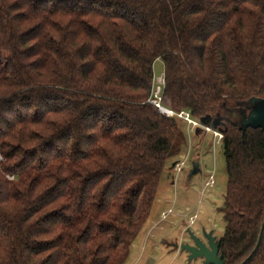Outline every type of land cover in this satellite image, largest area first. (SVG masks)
Returning a JSON list of instances; mask_svg holds the SVG:
<instances>
[{
	"label": "trees",
	"instance_id": "obj_1",
	"mask_svg": "<svg viewBox=\"0 0 264 264\" xmlns=\"http://www.w3.org/2000/svg\"><path fill=\"white\" fill-rule=\"evenodd\" d=\"M156 60L161 107L218 120L223 263L262 228L264 264V0H0V264L126 263L186 145Z\"/></svg>",
	"mask_w": 264,
	"mask_h": 264
},
{
	"label": "rangeland",
	"instance_id": "obj_2",
	"mask_svg": "<svg viewBox=\"0 0 264 264\" xmlns=\"http://www.w3.org/2000/svg\"><path fill=\"white\" fill-rule=\"evenodd\" d=\"M153 73L155 95L164 84L160 60L154 62ZM195 130L190 140L186 137V145L178 158L181 161L186 157L181 173L176 176L171 161L166 163L150 215L135 237L125 264H202L198 259L188 262L185 253L173 251L174 244L188 241L189 233L201 237L204 232L213 231L216 239L222 235L224 223L220 208L226 189V171L221 141L211 131L203 130L197 136ZM194 162L198 163L199 171L189 178ZM168 210L167 218L158 223L162 213Z\"/></svg>",
	"mask_w": 264,
	"mask_h": 264
},
{
	"label": "water",
	"instance_id": "obj_3",
	"mask_svg": "<svg viewBox=\"0 0 264 264\" xmlns=\"http://www.w3.org/2000/svg\"><path fill=\"white\" fill-rule=\"evenodd\" d=\"M249 112L247 114L242 113V118L240 121V128L244 132L246 128H260L262 131H264V99L259 98H252L249 101L248 104ZM165 110V108H162ZM200 124L206 127H209L211 129H215L218 120H213L211 117L206 116L199 120ZM200 132H203L201 128H197L195 130L196 135ZM199 135V134H198ZM174 166V163L171 165V167ZM199 171L198 169V163L194 162L192 170L188 173V177L190 178L192 175L196 174ZM262 231L263 229H260L257 243L255 245V248L251 255L246 258L245 261H243L240 264H245L252 255L256 252L260 245L261 237H262ZM191 239L193 240V244H183L180 245L181 251H186L189 253L188 256V262L196 259H202V264H224L222 260V255L219 254L218 251V245L219 242L215 241V237L212 235V232L210 231L208 234L205 235V238L207 240V243L204 244L199 240L198 237L193 235V233H189ZM179 245L175 244L174 247L177 249Z\"/></svg>",
	"mask_w": 264,
	"mask_h": 264
},
{
	"label": "built area",
	"instance_id": "obj_4",
	"mask_svg": "<svg viewBox=\"0 0 264 264\" xmlns=\"http://www.w3.org/2000/svg\"><path fill=\"white\" fill-rule=\"evenodd\" d=\"M164 85V84H163ZM163 85H162V89L160 90V92L158 91L155 95L153 94V98L149 101L151 104L155 105L156 107H158L161 112L167 116H176L180 119H182L185 122V131L187 133L188 139L190 140V136L191 134L194 132V130L196 128H201L204 131H211L213 133V135L215 136V138H217L218 142L221 140L222 138V134L219 131H216L215 129H211L209 127L203 126L200 124L199 121L194 120L193 118H191V116L189 115L188 112H180V113H174L173 111H170L168 109H162L163 107L160 106V99H161V93L163 90ZM155 87V85H154ZM190 149V143H189V148ZM185 161H186V157L183 160H178V162L176 161L175 165H174V170L176 173V176H178L183 167L185 166ZM170 213V210H168L167 212L162 213V216L160 218V220H165L167 218V215Z\"/></svg>",
	"mask_w": 264,
	"mask_h": 264
},
{
	"label": "flooded vegetation",
	"instance_id": "obj_5",
	"mask_svg": "<svg viewBox=\"0 0 264 264\" xmlns=\"http://www.w3.org/2000/svg\"><path fill=\"white\" fill-rule=\"evenodd\" d=\"M192 167H193V164H192ZM189 171H191V170H189ZM210 231H208V232H204L203 234H202V236L200 237H198L199 238V240L201 241V242H203L204 244H206L207 243V240H206V238H205V235L206 234H208ZM212 232V235L214 236V234H213V231H211ZM215 237V236H214ZM215 241H218V239H216V237H215ZM177 244V243H176ZM183 244H189V245H192L193 244V240L190 238L188 241H186V242H182L181 244H179V246L177 247V250H179V252L180 253H185V256H186V258L188 259V256H189V253L188 252H186V251H181L180 250V245H183ZM175 245V244H174ZM176 249V248H175ZM186 259V260H187ZM197 260V259H196ZM198 260H200V262H202L203 260L202 259H198ZM188 261V260H187ZM193 261V260H192ZM191 262V261H190Z\"/></svg>",
	"mask_w": 264,
	"mask_h": 264
},
{
	"label": "crops",
	"instance_id": "obj_6",
	"mask_svg": "<svg viewBox=\"0 0 264 264\" xmlns=\"http://www.w3.org/2000/svg\"><path fill=\"white\" fill-rule=\"evenodd\" d=\"M198 136V135H197ZM163 221V220H162ZM161 222V220L159 219V221H158V223H160ZM173 251H175V252H178V250L177 249H175V250H173ZM180 253V252H179ZM181 254V253H180ZM186 257V256H185ZM187 262V261H186Z\"/></svg>",
	"mask_w": 264,
	"mask_h": 264
}]
</instances>
